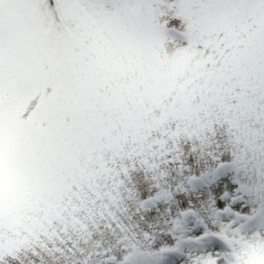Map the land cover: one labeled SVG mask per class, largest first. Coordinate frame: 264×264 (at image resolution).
Instances as JSON below:
<instances>
[{"label":"snow or ice","instance_id":"1","mask_svg":"<svg viewBox=\"0 0 264 264\" xmlns=\"http://www.w3.org/2000/svg\"><path fill=\"white\" fill-rule=\"evenodd\" d=\"M0 264H264V0H0Z\"/></svg>","mask_w":264,"mask_h":264}]
</instances>
